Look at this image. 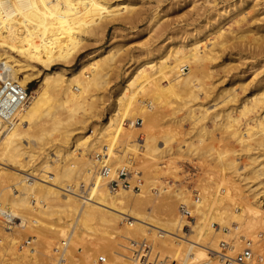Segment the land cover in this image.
<instances>
[{
	"label": "bare ground",
	"instance_id": "bare-ground-1",
	"mask_svg": "<svg viewBox=\"0 0 264 264\" xmlns=\"http://www.w3.org/2000/svg\"><path fill=\"white\" fill-rule=\"evenodd\" d=\"M134 1L136 0H0V61L5 65V77L26 88L42 74V71L53 72L56 68L53 73L43 76L39 86L31 92L28 104L16 112L1 137L0 219L2 214L8 212L15 221L11 222L7 219V222H0L6 226L0 231V252L1 249L9 251L16 249L17 241L13 238V231L17 227L26 231L27 228L42 227L48 232H55L46 222L47 218L56 215L57 224L62 222L70 227L71 221L77 223H74L73 229L70 228L71 231L67 230L66 233L59 231L69 235V243L66 244H71L75 238L78 239L82 235L99 237L105 228L131 239H150L156 245L158 241V247L162 245L163 248L165 246L167 249H174L172 251L174 254L177 250V255L184 256V264H220L215 253L218 252L219 242L223 239L231 240L237 251L241 250L248 240L253 242L256 238L264 239V200L262 199L264 165H262L260 152L252 153L264 151V120L257 122L255 119H250L247 122L254 123L253 127L243 131L239 118L233 117V109L217 108V111L213 109L212 114L205 107L206 105L199 103L200 93L207 99L206 95L210 91L205 81L211 77L212 72L208 71L204 64L218 60V51L226 47V42L230 40L220 21H216L209 31L214 32L220 41L215 39L209 43L210 45H205L203 39L198 40L197 36H192L190 42L180 44L187 50L182 52L179 45L176 47L168 45L166 40L161 47L160 57H157L159 63L149 67L151 63H144L124 75V82L118 89L119 93L113 103V110L103 128L93 138L86 134L69 147L72 135L67 128L72 125L78 111L86 108V97H81L82 94L105 89L108 85L107 78L116 68L111 64L113 57L118 58L121 51L116 50L117 55H114V49L117 47L109 45L104 50L90 54L74 69L64 68L71 65L83 53L86 43L82 41L81 34L88 33V30H92L89 34L94 38L99 35L103 38L110 28H114L115 31L125 27L136 29V24L142 19V15L135 10ZM246 3L240 0L222 8L217 15L218 19L231 18L235 15L246 20L247 9L256 7V4L252 2L248 3V6ZM231 40L246 45L243 37L234 36ZM12 54H16L19 59ZM149 56L151 55L148 54L147 59ZM32 70L37 72L31 73ZM164 78L170 79L166 86L162 84ZM218 96L224 97L222 100L224 107L237 101L231 88ZM146 97L151 99L148 106L145 105ZM253 99L258 102L257 95L254 94ZM165 100L170 101L163 104ZM174 103L182 104L178 106V108L181 107L180 110L183 107L188 108L182 120H176L174 113L166 120L165 116L161 117L153 112V114L147 113V110L149 112V110L153 111L155 108L160 109L170 105L173 109ZM137 109L141 111V114H135ZM244 110L245 113H249L248 109ZM138 118H145V121L141 122ZM212 118H214L215 127L226 135V140L233 138L234 142L239 143L237 144L241 146L242 152L250 161L249 171H246L244 167L237 171V163L232 159L231 148L226 150L224 147L214 159V162H218L220 170L222 169L218 174L220 182L219 184L213 180L205 182L207 188L213 187L215 191L205 190L206 192L201 194L202 201L196 194L195 202L191 203L181 189L176 191L168 189L164 191L166 195L163 198L166 201L160 199L163 203L159 205L155 202L151 191H144L141 179L140 189L134 190L133 186L138 185L140 181L136 176L142 173L132 169L135 156L133 153L154 155L153 159L172 155V145L177 141L178 132L176 128L175 130L163 128L169 123L175 127H181L182 121L186 120L191 123L192 129L185 134L189 135L186 137L189 139L185 140L188 144L184 140L177 144L178 152H183L186 146L189 154L201 156L198 158L203 159L205 151L199 152L198 155L196 151L199 148L197 149L193 143L197 138L204 143L206 137L211 135L205 123ZM126 120L136 126L140 120L138 129L145 131L146 138L140 140L139 144L132 140L135 134L130 136L129 128L124 129ZM47 125L50 128L48 126L47 129ZM130 126L133 128L132 125ZM55 132L62 134V142L60 140L62 145L53 146V152L50 153L47 152L46 146L51 143V136ZM94 132L96 131L93 130L92 133ZM127 136H130V139L125 141L124 148H121L119 154H114V159H108L109 150L112 148L107 141L113 138L120 144ZM213 148L209 151L212 155ZM95 150L99 152L96 153ZM93 152L96 157L92 159ZM211 153L207 156L210 157ZM99 155L102 157L99 158ZM99 165L102 167L101 170ZM104 167L107 171H104ZM7 168H11L14 172L8 174L10 171ZM121 168H127L133 172L132 186L129 189L121 184L119 189L111 187L112 183L118 180ZM231 174L239 177V179L235 178L241 181L242 185H239V182L235 184L236 179L233 180ZM80 181L83 186L79 184ZM87 184L92 197L88 202L81 201L79 197L82 194L81 191L78 192L80 189L86 192ZM227 184L232 187L233 192H231H235V198L237 200L239 198L238 204L240 202L242 204L236 205L237 200L230 199L229 193H224V187L226 189ZM221 185H224L223 190ZM222 192L224 194H221ZM227 199H229L227 202L231 200L234 206L230 203L229 207L227 205L225 208ZM178 205H180L179 211L181 206L189 208L194 222L186 221V218L179 215ZM157 210H161V216ZM50 220L53 221V218L49 219L52 223ZM189 225L192 228V235L187 239L184 236V229ZM258 230L260 232L255 233ZM160 233L163 235L159 236ZM115 241L109 239L98 244L99 252L106 253L112 262L118 260L117 264L147 263L150 247L146 251L145 258L140 260L137 259L138 256H135L133 261H126L112 253V249L118 243ZM119 244L120 247L123 243ZM256 245L254 244V250ZM24 250H26L24 246L19 243V254L26 255L27 251ZM65 251L66 254L67 251ZM0 258L4 259L2 254ZM29 259L31 260L32 257ZM63 260L65 258L62 259L61 264H69ZM68 262L73 263L72 260ZM85 264L96 263L88 260Z\"/></svg>",
	"mask_w": 264,
	"mask_h": 264
},
{
	"label": "rangeland",
	"instance_id": "rangeland-1",
	"mask_svg": "<svg viewBox=\"0 0 264 264\" xmlns=\"http://www.w3.org/2000/svg\"><path fill=\"white\" fill-rule=\"evenodd\" d=\"M238 1L240 0H136L134 1V7L136 8L135 10L140 15H142L141 16L142 19L136 24V29L132 30L129 27L127 28L125 27V28H118V30L115 31L114 28H110L107 34L105 33V36L102 35L103 38L100 35L96 36L97 38L91 36L89 32L92 30H88L89 31L88 33L87 32L83 33L84 36L81 34V39L82 41L84 40V44L86 43L85 44L86 48L84 49L81 56H79L76 59V61H74L71 65L66 66L64 69L67 70L74 69L82 61H85L90 54H94V52L104 50L107 47H109V45H114L113 47H117V49H114L113 52L114 55L115 54L117 55L116 50L118 49L121 51L120 52L121 54H119L120 56L118 58L113 57V55H111L114 58L113 63L111 64H113V67L116 68L112 73H110L109 77L107 78L108 85L105 87V89H102L101 91L98 92L95 90L96 91V92L94 91L95 93L92 90L90 91L91 93L88 92L86 94H82L81 97L83 96H84L83 98L86 97L85 98L86 108L84 110L78 111V115L76 116L72 125H70V127L67 128L68 130L71 131V135H72V140L69 147H71L78 138L83 137L86 134L91 135L93 138V136L103 128V125L106 122L107 117L110 115L111 111L113 110V103L117 97V94L119 93L118 89L120 85L124 82V75H126L129 72H132V70H134L136 67L143 65L144 63L147 62L151 63L148 65V67L152 64L159 63L158 58L160 57V53L162 50L161 47L166 40H168L167 41L168 45H172L175 47L179 45L178 47L182 52L187 51L185 48L182 47L183 43L190 42L192 36L193 37L197 36L196 38L198 40L203 39V43L204 44L206 43L205 45L207 44L210 45L209 43H211V41L215 39L217 41H220V39H218V36H215L214 32H209L211 31L210 30L211 26L216 21H220L223 23L221 26L224 32L228 34L227 36H229L228 38H230V40L226 42L227 45L226 47L218 51V60L214 61L213 63L207 62L204 64V66L206 65L205 67L208 69V71L212 72L211 77L209 79H206L205 81L210 91L208 95H206L208 96L207 99H205L204 95L200 93L199 103L206 105L205 107L208 108L210 110V113L212 112V114L214 113V111H217L216 110L217 108H220V110H223L224 108H225L224 110L233 109L234 110L233 117L239 118L240 124H242L243 131H246L248 127L251 128L253 127L254 123L247 122L250 119H255L257 120V122H261L262 120H264V0H244L247 2L246 6H248V3L250 2L256 4V7H250L249 9H247L246 20H244L241 16L235 17V15L231 16V18L224 17L218 19L217 15L219 14L222 8L230 6L232 3H236ZM234 36L238 38L243 37V39L246 41L245 42L246 45H244V43L232 41L231 39H233ZM112 40L114 41L112 42ZM181 43L182 45H180ZM148 54H150L151 56H149L147 59ZM12 56H14L16 59H19V57L16 54H12ZM33 72H37V70H32L31 73ZM53 72L42 71V74H40L39 77L28 86L29 90L32 92L35 88L39 86V84L44 78L43 77L44 75L46 76L47 73H53ZM169 78H167L168 80H166V78L162 80V84H164V86H166L167 83H169L170 81ZM230 88L233 89L237 101L232 102L228 104V106L226 105V107H224L225 105L222 104V100L224 97L220 98L218 95L221 96V93H223L225 90ZM252 94L257 95L258 102H255L256 101L255 98L254 101ZM147 98L148 97H146L147 100V102L145 103L146 106H148L149 104L148 102H151V99L148 98L149 99L148 101ZM167 101L165 100L163 104L168 103L170 100L168 102ZM180 103H174L173 109H171L172 106L170 105L165 108H160V109L155 108V110L153 111L149 110V112L147 110V113L151 114L153 112L154 114L161 115V117L165 116V120L171 118L170 116L173 115L174 113L175 117L177 118L176 120H182L186 116V113L188 112L187 111L188 108L187 107L184 108L182 106L184 109L182 108L180 110L181 107L178 108V106L182 105V104L178 105ZM242 106L243 107L245 106V108L248 109L249 113H245L244 112L245 108L243 109ZM213 109L215 110L213 111ZM140 112L141 111H138L137 109L135 114L137 113L141 114ZM213 119L214 118H212L210 121H207L205 123L207 130L211 131V135L206 137L204 143H201V141L198 140L199 138L195 139L193 143L197 149L199 148L196 151L198 155L199 152L203 153L202 151H205L206 156L204 155V157H206V159L204 157L203 159L202 158L199 159L201 156L199 157L197 155L194 156L192 154H189L186 146L183 148L184 150L183 152H178L177 144H180L181 140L182 141L188 140L189 138L186 137H188L189 135L186 136L185 134L186 133L188 134L192 129L191 123L186 120L182 121L181 127L179 126L175 127L174 125H172V123L167 124L166 127L163 126L164 128L162 127L163 129L171 128V130H175L176 128V131L178 132L176 139L177 141L172 145L173 148L172 155H163V157L160 156L159 158L153 159L154 155H149V154L136 155V153H133L135 156L133 160L132 169L134 168L133 169L134 171H136L137 169L136 172L142 173V174L140 173L141 175L137 174L138 175L136 176L137 179L142 180L144 185V191L145 190L151 191V195L155 199V202L159 203V205L160 203H163V201H166L164 200L165 198L163 197H165L166 195L164 191L168 189L169 190L172 189L173 191H176L177 189H181L185 193V195H187V198L191 203L195 202L194 201L196 199L194 198L195 194H198L199 195L198 198L201 199L202 201L201 194L205 193L206 191H212V190L214 192L215 188L213 187L212 189L210 187L207 188L205 186V182H209L210 180H213L216 182V184H219L220 177L218 174L220 171H222V169L220 170V166L218 162L215 161L217 163L216 164L214 162V159H216V157L221 153V151H223L222 149L224 147H226L225 148L226 150H228V148L229 149L231 148L230 150H232L231 151V155L233 157L232 159H234V161H236L235 163H237L236 164L238 167L237 171L241 170V167L242 168L244 167L246 171L250 170V166H249L250 161L248 157L242 152V148H240L241 146L238 145L239 143L234 142L235 140L233 138H231L232 140H230V138L229 140H226V135H224L222 131L218 130L215 127V123ZM143 120L145 121V118L141 119V122ZM138 121L141 124L140 120ZM139 123H137L138 125L136 126L134 125V123L131 124V122L126 120L125 121L126 126L124 127V129L129 128L130 136L135 134L132 140H134L135 143L137 144H139L140 143L139 141L140 140L142 141L145 137L144 135L145 131L138 129ZM130 125H132L134 129L131 128ZM48 126L49 125H47L46 127L47 129ZM134 126L137 128H135ZM93 130L96 131L94 132V134L92 133ZM134 130L135 132H133ZM130 136H127L124 139H122L120 144H118L119 141L117 142L116 139L114 141L113 138L107 141L108 145L113 149V150L112 149L109 150L110 154H108V159L112 160L114 159V154H119L118 152H120L121 148L122 149L124 148V146L126 145L125 141H129L128 138L130 139ZM51 138H52L50 141L51 143L46 146V148L48 149L47 152L50 153L53 152V148H52L53 146L62 145V143H60V140L62 139V134L58 132L56 134L55 132L53 133ZM185 142H187L188 144V141ZM210 147L211 148L214 147L213 155L211 152H209L211 149ZM208 148L210 149L208 150ZM207 150L208 153H211L210 157L207 156L208 154L206 153ZM94 152L97 153L99 152V150L98 151L95 150ZM94 152L92 153L93 155L91 157L92 159L96 157ZM258 152H260L259 155H261L260 157H261L262 165H264V151L261 150L253 151L252 153H258ZM78 153H75V155L76 154L78 155ZM51 157L55 158L54 155H51ZM211 157L213 158V160ZM205 160L207 161L205 162ZM101 168L102 167H100L99 165L100 170ZM7 169L10 171L8 172V174L14 172L13 170H11V168H7ZM238 173L240 174V172ZM238 173L237 176L239 175ZM234 175L235 174H231L233 180L235 179L237 180V181L235 180V184H236L237 182H239L238 181L239 177ZM235 177H237L238 179ZM263 181H264V177H263ZM239 183H240L239 185H242L241 181ZM79 184H82L83 186L82 181H80ZM88 184L85 186L87 187L85 188L86 192H84L83 189L78 190V192L81 191L80 193L82 194L81 196V194L79 193V195L81 196L79 197V199L81 201L86 200L88 202L91 201L92 199V197L90 196L91 191L89 194ZM225 186L228 192L226 191L224 185H221L222 190L224 187V193H229L230 199L235 198L236 196L234 195L235 192L232 193L233 189L230 186V184H227ZM161 189L163 190L161 191ZM242 189L243 191H245L243 186ZM157 192H159V194H157ZM224 193L222 192L221 194ZM231 193L233 195H231ZM160 199L163 201H161ZM262 199L264 200V196L262 197ZM227 201H229V199L225 201L226 202L225 208L230 203L231 206H234L232 205L231 200L229 203ZM238 201L239 198L237 200L236 205H240L241 202L238 204ZM33 205L34 206L36 205L35 201L33 202ZM150 207L149 208L152 209V206ZM179 207L180 205H178L177 207L178 213L180 215L181 213L179 211ZM157 213L159 214V216H161L160 214L162 212L161 210L159 211L157 210ZM54 217H52L53 221L50 220L52 221V223L49 222V219L52 218H47L48 221L46 222L51 225L49 226V228L51 227L55 230V232L53 233L46 231L42 227L40 229L27 228V231L26 229H21L18 227L15 228V230L13 231V238L15 239V241H17L16 249L14 251L1 249L2 251L0 252V255L2 254L4 259L6 258L5 260L8 261V264H52V258L55 256V254H53L54 248L62 247L64 250L66 245L68 246L70 245L69 247L66 246L67 252L64 250L66 254L64 253L63 255L64 256L63 259L65 258L63 262L65 263L70 264V262L68 261L72 260L74 264H85V262L88 260L91 262H95V259L98 256H105L107 258L106 264H117L118 260L112 262L111 261L112 259L103 251L99 252V248H98V244L105 242V240L111 239L113 241L116 240L115 241L116 243L118 242L117 245L114 246V248L112 249L113 250L112 253L117 255L118 258H121L122 260L133 261L134 256L132 254L133 251L136 250L137 245L147 241L150 244L149 245L150 254L147 257V263L184 264L183 263L184 256L180 257L179 255L176 254L177 250H175V254H174V252H172L174 249L170 250V248L167 249V247L165 246L163 248L162 245L160 244L159 245L161 247H158V241L156 245L155 242L153 243V241H151L150 239H134V238L131 239L128 238L127 236H124L123 234L122 236L121 234L117 235L113 233V231L109 229L106 230L105 228H104L105 230L103 229V233L99 237H95V236L93 237V235H89L90 237L88 235H82L81 236L82 238L80 237L81 239L75 238V241H73L71 244H66L69 243L68 240L69 235L60 233L59 231H64L65 233L67 232V230L71 231L73 229L74 223L75 224L77 223L71 221L72 224L70 227H68L64 225L62 222L57 224L56 222L57 215ZM1 221L4 220H2L1 218L0 222ZM2 224L4 225V223ZM2 224L0 223V231H2L4 227H6L5 225L3 226ZM48 224H46L47 227ZM190 226L191 225H189V227H185L184 229V236L187 239L189 238L190 235H192V228ZM258 232H260V230L256 231L255 233ZM161 235H163V233L159 234V236ZM29 237H31L32 239L34 238L33 241L34 251L31 252L28 249L24 250L27 251L26 255H24L26 257H24L22 254H19V243L23 245V243ZM149 237L151 236L149 235ZM101 238L104 240H102ZM120 242L123 244L122 246L119 247L118 244ZM121 243L119 245H121ZM129 243L130 245H128ZM253 243L255 245L257 244L255 250L257 252H260L264 256V239L256 238L253 241ZM121 247L124 249H122ZM7 257H9V259H7ZM20 257L22 259H20ZM31 257L32 259L30 260L29 258Z\"/></svg>",
	"mask_w": 264,
	"mask_h": 264
},
{
	"label": "built area",
	"instance_id": "built-area-1",
	"mask_svg": "<svg viewBox=\"0 0 264 264\" xmlns=\"http://www.w3.org/2000/svg\"><path fill=\"white\" fill-rule=\"evenodd\" d=\"M31 91L29 87H22L20 84L14 82L13 80L5 77V65L4 62L0 61V143L1 137L5 133L7 127L10 125L12 119L16 112L22 107L26 106L30 100ZM102 155H99V158ZM104 171H107V168L104 167ZM105 173V172H104ZM133 177V172L127 168H121L119 170V178L117 181L113 182L111 187L113 189H119V185L126 188H130L131 179ZM140 180V179H139ZM141 185V180L139 184L133 186L134 190H139ZM196 195V194H195ZM181 215L190 222H194L193 215L187 206H181L180 208ZM4 221H15V218L10 214L4 213L1 216ZM8 219V220H7ZM189 229V228H188ZM34 238L29 237L24 243L23 246L25 249L34 251L33 245ZM147 241L137 245L136 250L133 251V256H138V259L145 258L147 250L149 247ZM55 256L52 258V264H61L64 250L62 247H56L53 250ZM220 264H264V258L261 253L254 250V243L250 240L244 244L241 250H236L232 241L220 240L218 245V252L215 253ZM96 264H106L107 258L105 256H98L95 259ZM0 264H8V261L0 258ZM151 264V263H147ZM162 264V263H159ZM165 264V263H164Z\"/></svg>",
	"mask_w": 264,
	"mask_h": 264
}]
</instances>
